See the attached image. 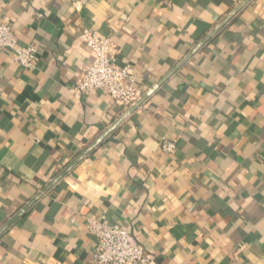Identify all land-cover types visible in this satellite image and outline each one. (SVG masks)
<instances>
[{
  "label": "crops",
  "instance_id": "0c3cea01",
  "mask_svg": "<svg viewBox=\"0 0 264 264\" xmlns=\"http://www.w3.org/2000/svg\"><path fill=\"white\" fill-rule=\"evenodd\" d=\"M0 20L38 50L0 56V264H93L90 218L150 264H264V0H0ZM84 30L140 108L74 92Z\"/></svg>",
  "mask_w": 264,
  "mask_h": 264
},
{
  "label": "built area",
  "instance_id": "2783aa9c",
  "mask_svg": "<svg viewBox=\"0 0 264 264\" xmlns=\"http://www.w3.org/2000/svg\"><path fill=\"white\" fill-rule=\"evenodd\" d=\"M83 41L94 56L93 61L86 66L82 79L74 87V92L79 95L103 93L126 112L140 108L144 96L138 92L130 67L118 64L112 39L84 30ZM8 53L21 67H35L38 54L36 46H22L11 26L0 20V56ZM161 147L167 153H174L176 149L169 140H163ZM86 221L88 233L94 237L96 244L93 264L151 263L143 246L128 231L120 226L107 225L103 219L90 218Z\"/></svg>",
  "mask_w": 264,
  "mask_h": 264
},
{
  "label": "water",
  "instance_id": "95a60500",
  "mask_svg": "<svg viewBox=\"0 0 264 264\" xmlns=\"http://www.w3.org/2000/svg\"><path fill=\"white\" fill-rule=\"evenodd\" d=\"M151 93H152V92H150V94H151ZM143 101H144V99L142 100V102H143ZM142 102H141V103H142ZM133 110H135V109H132L131 111H133ZM131 111H129V112H131ZM129 112H128V113H129Z\"/></svg>",
  "mask_w": 264,
  "mask_h": 264
}]
</instances>
